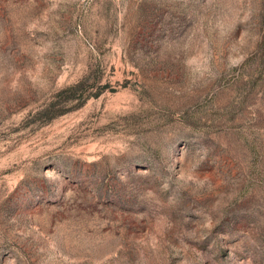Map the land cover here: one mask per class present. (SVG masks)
I'll return each instance as SVG.
<instances>
[{"label": "rangeland", "instance_id": "obj_1", "mask_svg": "<svg viewBox=\"0 0 264 264\" xmlns=\"http://www.w3.org/2000/svg\"><path fill=\"white\" fill-rule=\"evenodd\" d=\"M0 264H264V0H0Z\"/></svg>", "mask_w": 264, "mask_h": 264}]
</instances>
